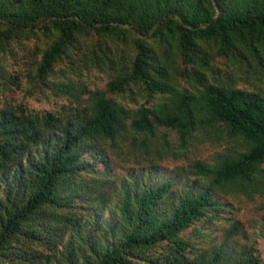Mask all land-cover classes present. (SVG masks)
I'll use <instances>...</instances> for the list:
<instances>
[{
  "label": "trees",
  "instance_id": "16d2710c",
  "mask_svg": "<svg viewBox=\"0 0 264 264\" xmlns=\"http://www.w3.org/2000/svg\"><path fill=\"white\" fill-rule=\"evenodd\" d=\"M30 39L29 95L68 103L0 106V264H264L222 214L259 198L264 248V89L212 76L264 80V0H0V56Z\"/></svg>",
  "mask_w": 264,
  "mask_h": 264
},
{
  "label": "rangeland",
  "instance_id": "374dc122",
  "mask_svg": "<svg viewBox=\"0 0 264 264\" xmlns=\"http://www.w3.org/2000/svg\"><path fill=\"white\" fill-rule=\"evenodd\" d=\"M43 47V42L36 39L25 40L22 43L12 44L10 52L0 56V72L3 78L0 79V106L5 100L16 104L22 102L26 107L32 110H55L61 104H67L65 98L51 97L48 92H40L36 90L33 95H29L31 86L28 76L31 74L32 63L40 58L37 47ZM215 74L213 79H220L233 84L235 87L251 90L253 86L256 89H264V80H255L252 84V77L246 79L243 72L238 71L230 63L217 59L214 63ZM243 77V78H242ZM9 78L11 80L9 81ZM84 80L90 89L103 88L106 83V77L97 71H91L83 75ZM242 79V80H241ZM131 106V104L129 105ZM168 139L176 144V136L173 132H166ZM222 147L212 145L208 142L204 144L195 143L185 157L179 160L166 159L161 161V165L171 169L174 166H180L195 160L210 162L215 154L220 152ZM118 168V172H122ZM228 207L222 213L226 218L238 219L241 223L240 235L238 237L240 243L255 241L261 258L264 256L263 240L258 236V225L261 215L260 199L248 200L242 196L228 197L226 199ZM228 225L227 222L220 221L215 226L214 236L220 239L221 231Z\"/></svg>",
  "mask_w": 264,
  "mask_h": 264
}]
</instances>
